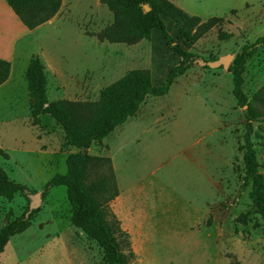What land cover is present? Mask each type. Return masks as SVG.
<instances>
[{
  "label": "rangeland",
  "instance_id": "obj_1",
  "mask_svg": "<svg viewBox=\"0 0 264 264\" xmlns=\"http://www.w3.org/2000/svg\"><path fill=\"white\" fill-rule=\"evenodd\" d=\"M112 19L99 0H63L54 25L29 36L26 57L42 61L49 102L96 101L101 89L132 69L153 72L154 86L162 75L164 80L176 57L160 34L134 45L99 42L97 33ZM172 29L167 26L181 48L206 61L235 57L242 45L264 37V0H244L194 45ZM221 34L231 37L221 40ZM26 62L16 63L0 89V148L8 155L0 156V166L26 189L10 201L0 198V228L28 213V195L38 193L40 205L30 226L10 238L0 264H105L97 244L70 224L66 188L53 187L41 197L46 182L66 172V157L77 150L65 145L62 129L49 116L33 123ZM262 85L264 50L248 60L243 91L250 98ZM243 125L230 73L195 63L165 96L147 98L134 117L85 150L111 162L118 193L106 211L124 233L112 235L119 264H264L261 215L236 223L252 206L251 185L241 189ZM260 126L255 124L252 142L264 178ZM259 194L264 202V181Z\"/></svg>",
  "mask_w": 264,
  "mask_h": 264
},
{
  "label": "trees",
  "instance_id": "obj_2",
  "mask_svg": "<svg viewBox=\"0 0 264 264\" xmlns=\"http://www.w3.org/2000/svg\"><path fill=\"white\" fill-rule=\"evenodd\" d=\"M21 23L33 30L49 20L59 11L62 0H6ZM112 14V22L99 33V42L110 44H137L149 41L151 32L157 31L171 53L179 58L177 65L166 74L163 83L156 87L148 69H132L122 77L99 91L96 101H71L60 99L49 102L46 94L47 79L45 68L39 57L29 59L25 80L29 92V108L34 124L40 115L49 116L63 131L65 145L77 151L66 157L64 174H56L44 185L41 197L47 196L49 189L63 186L70 206V224L80 230L88 240L101 249L105 264H119L118 249L112 237L114 232L121 235L118 222L108 219L106 206L118 193L116 180L109 158L95 157L85 150L94 143H100L117 127L126 123L139 111L149 97L165 96L175 80L189 71L195 63L204 61L190 51L184 50L169 34L162 16L173 22V30L182 40L194 45L214 27L220 26L223 18L202 20L190 16L169 0H99ZM146 5L149 10L144 11ZM234 13V11L232 12ZM230 35H220L221 40ZM264 50V37L245 43L235 55L228 72L232 81V96L242 111L244 133L242 145V169L244 172L241 189L251 185L252 206L236 218V223L246 225L249 219L259 213L264 220V202L259 191L264 178L259 174L262 168L256 157L252 138L264 123V85L250 98L243 91L244 73L249 59ZM214 58L212 61L217 60ZM205 68H208L204 66ZM9 62L0 59V86L9 77ZM0 156L8 155L0 148ZM25 187L11 180L0 166V198L12 200L17 193H25ZM104 217L97 218L99 213ZM31 213L11 219L0 228V254L10 238L24 232L30 226Z\"/></svg>",
  "mask_w": 264,
  "mask_h": 264
},
{
  "label": "crops",
  "instance_id": "obj_3",
  "mask_svg": "<svg viewBox=\"0 0 264 264\" xmlns=\"http://www.w3.org/2000/svg\"><path fill=\"white\" fill-rule=\"evenodd\" d=\"M178 8L182 9L184 12L189 14L190 16H196L201 18L202 20H206L209 18H229L233 11H236L238 7L244 0H169ZM63 2V0H62ZM62 5V3H61ZM245 6H251L249 2L245 4ZM60 10V9H59ZM58 13L45 24L33 29H27L19 20V18L15 15L11 7L7 4L6 0H0V59L9 62L10 64V73L7 81L0 86V89L8 83L10 80L12 73L14 72V67L17 62L21 61H29L27 60V52L29 47V36L34 32H39L43 30L45 27H49L53 24L54 19ZM162 20L164 21L166 28L169 26L173 28V22L162 16ZM54 25V24H53ZM52 25V26H53ZM172 32L176 33L173 29ZM158 32L153 30L151 32L150 40H153L158 36ZM171 35V33H169ZM177 34V33H176ZM146 41V40H142ZM141 41V42H142ZM148 42V41H147ZM36 43V39H35ZM138 44V43H137ZM134 45V44H130ZM38 57V56H37ZM176 57V56H174ZM173 64L171 67L179 62V58H173ZM28 64V62H26ZM176 64V65H177ZM170 67V69H171ZM169 70H166L165 73H168ZM151 73V77L153 76V72ZM163 75L160 77L156 87L160 86L163 83Z\"/></svg>",
  "mask_w": 264,
  "mask_h": 264
},
{
  "label": "water",
  "instance_id": "obj_4",
  "mask_svg": "<svg viewBox=\"0 0 264 264\" xmlns=\"http://www.w3.org/2000/svg\"><path fill=\"white\" fill-rule=\"evenodd\" d=\"M143 9L145 12H147L149 10V8L146 5L143 6ZM233 59H234L233 55L227 54L224 56H220L215 61H208V62L199 61L198 64L201 66H206L210 69L222 68L223 70L228 71V68L231 65ZM25 193H26V190H25ZM28 198L30 200V205H29V210H28V214H29L39 207L40 195L38 193H36L34 195H28Z\"/></svg>",
  "mask_w": 264,
  "mask_h": 264
}]
</instances>
